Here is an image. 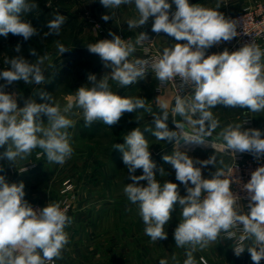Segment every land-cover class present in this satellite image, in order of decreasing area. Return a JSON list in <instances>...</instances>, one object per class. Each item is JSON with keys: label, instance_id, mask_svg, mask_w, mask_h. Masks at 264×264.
<instances>
[{"label": "clouds", "instance_id": "clouds-1", "mask_svg": "<svg viewBox=\"0 0 264 264\" xmlns=\"http://www.w3.org/2000/svg\"><path fill=\"white\" fill-rule=\"evenodd\" d=\"M100 4L112 10L113 15L122 5H134L138 18L126 21L128 30L141 28L153 18L152 32L157 35L163 32L186 43L165 47L161 55L152 59L132 58L138 45L149 43L148 34L139 32L133 41L110 31L112 39L90 43L87 50L98 55L104 67L111 71L100 80L89 74L90 83L67 96L63 107L51 93L41 91L43 103L29 99L18 108L17 94L5 92L4 88L16 81L44 84L43 65L48 56H38L35 49H30L36 56L34 62L23 55L5 57L3 62L10 67L0 71V80L6 82L0 85V148H4L0 160L16 166L18 159H27L39 148L49 163L63 165L74 151L68 130L75 127L76 121L71 116H82L85 127L102 122L110 128L125 113L143 109L153 116L154 128L133 129L124 136L125 142L114 143L113 149L122 153L127 179L132 181L126 184L123 193L137 206L145 235L152 242L166 240L165 226L178 206L180 222L173 236L175 245L185 249L183 264H197L194 253L218 240L233 241L237 257L247 249L254 264H260L264 259V166L257 167L250 180L242 184L249 201L245 211L241 197L231 190L235 179L225 178L224 167L217 166L223 165V160H218L216 155L205 160L193 158L177 145L181 138L186 142L206 143V138L212 137L220 127L212 111L217 105L264 111V51L252 42L235 51L225 49L206 56L212 46L230 42L238 35V22L226 18L219 11V3L215 8L190 4L189 0H100ZM37 8L39 5L34 0H0V36L6 38L11 33L28 41L40 35L29 20L23 19L24 14ZM101 18L107 22L111 16L106 14ZM65 22L66 16L57 12L47 23L48 31L43 36H59ZM56 48L60 55L70 50L60 41H56ZM14 51L21 52L19 44ZM143 51L147 53L149 49L145 47ZM149 72L159 81L158 90L169 82L176 86L174 106L170 107L166 99L158 96L156 103L160 111L153 112L147 99L122 97L112 91L109 80L118 87H128L144 79ZM185 89L189 90L188 94L182 96ZM170 115L177 130H169ZM42 116L47 118L46 123ZM135 120L139 122V118ZM246 122L228 124L219 131L218 138L234 155L248 152L259 160L264 157L262 132L243 129ZM145 132L159 141L174 144L173 152L162 159L174 169L175 178L184 186L186 195L180 194L177 183L157 180V173L161 177L169 173L151 159ZM210 165L216 170L210 172V178H204L202 169ZM138 169H142V175H135ZM3 171L0 166V172ZM141 181H146V186ZM24 189L23 182L10 184L5 175H0V264H55L56 260L63 259L62 253L69 243L65 228L72 223V218L59 202L34 209L24 199ZM171 259L179 264L175 255ZM159 264H168V260L161 259ZM200 264L207 261L201 257Z\"/></svg>", "mask_w": 264, "mask_h": 264}, {"label": "crops", "instance_id": "crops-1", "mask_svg": "<svg viewBox=\"0 0 264 264\" xmlns=\"http://www.w3.org/2000/svg\"><path fill=\"white\" fill-rule=\"evenodd\" d=\"M255 2H260V0H227L223 2V5L226 9L241 10L254 5ZM189 3L199 4L204 7L212 4L207 0H190ZM144 26H148L150 29H140L130 39L134 41L139 32H146L154 39L151 48L160 53L163 52L165 47H170L174 43H180L166 33L161 32L157 35L152 32V24L148 22ZM148 46L150 45L148 44ZM213 47L215 48V45L209 49H214ZM143 49V46L138 45L132 58H145ZM56 52L57 54H55ZM76 52L67 51L60 55L56 49V51H52L51 53L55 54V57L53 56L55 59L63 58L69 54L73 57L71 61H76L80 56H82V60L86 61L91 57V53L86 49L80 50V53L77 54ZM54 68L52 71L47 72L48 74L45 73L46 70L44 71L46 80L44 84L37 85L33 83L29 85L23 81L21 85H12L10 93L18 95L17 91L22 90L24 98L35 100L37 103H43L44 101L40 98L39 92H49L63 107L67 102V96H69L62 93L64 89L65 67L63 65V68L59 71H57L55 66ZM110 71V68H106L103 65L101 71L97 72L98 80ZM89 74L91 73L85 72L83 74L86 82H89ZM77 85H74L75 88L73 87L72 92L74 89H78L79 86ZM110 85L112 91L122 97L139 96L147 99L146 103L152 107L153 112L160 111L156 103V97L158 96L161 99H166L170 107L174 105L175 95L173 91L167 88L159 92L157 89L159 81L152 73H148L144 79L138 80L135 84L128 87H118L113 81ZM70 118L76 121L75 127L68 130L71 136L70 143L74 151L71 159L67 160L63 165L49 163L46 156L41 154L42 150L39 148L33 150L27 159H18L16 166L10 165L7 160H0V166H3L4 169L3 172H0V175H5L7 182L10 184L23 182L26 193L24 199L31 205L39 204L44 207L48 203L61 202L64 198V181L70 179L73 181V185H76L77 200L70 213L72 223L65 228L69 236V243L65 246V250L62 253L63 259L56 260L57 263L159 264L161 259H167L168 264H174L171 258L175 255L179 264H183V261L186 259L185 249L175 245L173 236L177 225L169 221L168 225L165 226L167 239L152 242L151 238L144 233L145 225L142 218L138 215L137 206L128 202L123 194L115 192L116 186L123 183L120 177L113 172L114 168L111 167L109 161L106 157H97L93 152H89L87 148L89 146H81L80 142L83 144L84 141L95 137L92 132H89V127H83L84 121L82 116H71ZM133 118L134 124L136 126L139 124L138 126L142 131L147 124L149 127L154 128L152 124L153 116L146 113L143 109L137 110L136 113H125L120 121L127 123L131 122ZM137 118H139V122L135 120ZM41 119L43 122H47L46 117L42 116ZM251 119L253 121V118ZM167 124L169 129L174 127L171 115ZM244 125L246 126V124ZM252 128L255 129L254 121ZM246 129H248L247 126ZM262 129L264 132V125ZM123 131L127 130H122L119 133H123ZM127 133L125 132L124 136ZM147 136L154 137L151 133L145 132V137ZM154 139L156 138L154 137ZM3 151L4 148H0V152ZM152 156H154V153ZM33 162L37 164L36 168L22 172L21 169L25 164ZM129 208L131 211H126ZM172 217L174 218V216ZM219 242L222 245L221 248L213 245L210 251L205 248L195 252L194 257L197 260V264H200V257L202 256L208 259L209 264L244 263V258L233 255L225 240H219Z\"/></svg>", "mask_w": 264, "mask_h": 264}, {"label": "rangeland", "instance_id": "rangeland-1", "mask_svg": "<svg viewBox=\"0 0 264 264\" xmlns=\"http://www.w3.org/2000/svg\"><path fill=\"white\" fill-rule=\"evenodd\" d=\"M207 1L209 3H212L210 6H208V8H215L216 4L219 3L221 6L219 8V11L222 12L226 18L235 15L236 13L242 10V9L241 10L226 9V7L223 5V2H226L227 0H223V1L207 0ZM34 2L39 5V8H37L31 13L24 14L23 19L29 20L32 23V25L37 28L40 35L33 36L28 41H25L23 37H20L22 38L21 42L16 40L17 39L16 37L18 36H14L11 33H9L6 38L4 36H0V71L6 70V68L10 67V65L7 66L4 64L3 61L5 57L12 58L17 55H23L25 59L29 60L30 62H34L36 56L33 55L29 50L35 49L38 56H44L45 54H47L48 56V59L45 60V63L43 65V67L46 70L45 73L55 69L54 66L56 67L57 71H59L63 68L64 65L65 79L63 81L64 89L62 90V93H64L65 95L67 94L74 95L76 89H74L73 92L72 89L76 84H78L77 86L81 87L90 83V82H86V79H84L85 77L83 76V74L85 72H90L91 74L93 73L94 75L96 73L95 76L97 78L98 76L97 72L101 71V67L103 66V63L101 62L98 55L92 53H91V57H89L87 61L82 60L81 59L82 56H80L76 61L75 60L71 61L73 57L69 54L64 56L63 58L55 59L54 55L57 54V52L55 54L54 53L52 54L51 52L56 51L57 49L56 41H60V43L64 44L66 47L68 46V48L70 49L69 51H75V52L78 51L76 52L77 54L80 53L79 51L82 49L87 50V45L90 43H95L97 42V40H102V39H112V37L109 36L110 31L115 33L116 35H119L122 39L127 40L133 37L136 34V31L140 29L143 28L150 29V27L148 26H142L141 28L138 29L128 30V25L126 21L128 19L138 18V13L134 5H122L120 6L119 9L115 10V15H113L112 10L106 9L100 4V0H34ZM48 5H50V7H48ZM232 7L236 8L235 6ZM173 10H174V6H173ZM57 12L60 15L66 16V22L64 25H62L59 36L52 35L45 38L43 36V33L48 31L46 25L50 20H52L55 17V14ZM106 14L111 16V19H109L107 22H105L101 18L103 15ZM92 20L97 21L100 24V27H96V25L91 22ZM152 22H153V18H150L148 23L152 24ZM17 44H19L21 47L20 53H16L14 51ZM262 62H264V57H262ZM98 79L99 77L97 78V80ZM22 82L23 81H16L13 82L11 85H6L4 91L10 93L12 90V85L18 86L21 85ZM111 82L112 81L109 80V83ZM5 84H6L5 81L0 80V85H5ZM17 92H18L17 105L18 108H22L20 103L28 100V98L23 97L24 92H22V90H18ZM212 111L214 117L220 121V127H218L215 130V132H213L212 137H207L206 139L217 141L218 143L215 142L216 144L223 145L224 142L218 138L219 131H221V129L226 127L228 124H234V123L243 124L244 120L248 117L253 118L255 129H260L262 132V138H264V132L262 129V126L264 125V111L251 112L247 108L239 109V108L225 107L223 105H217L214 109H212ZM133 120L134 118L132 119L131 122L129 121L127 123L125 122L122 123L121 121H119L116 125L111 126L110 128L105 124H103L102 122H94L91 125V127H89L88 129L89 132H92L95 137L84 141L83 144L82 142H80L81 146L83 145H85V147L89 146L87 147L89 149V152L91 153L93 152L95 156L97 157L100 156L104 158L106 157V159L111 164V167L115 169V170L113 169V172L120 177L123 183L122 185L116 186L115 192L117 194L124 195L123 188L126 186L127 183H131L132 181L127 179L128 170L122 162V153L119 150L113 149V145L114 143L123 144L125 142L124 133L125 132L129 133L133 129L139 127L138 126L139 124L136 126L134 124L135 121ZM83 127H84V123H83ZM145 127H149V125L147 124V126L145 125ZM243 129H246L245 125H243ZM122 130H127V131H123V133H119ZM169 130H177V129L175 128L174 125V127L170 128ZM186 130L191 132V129H186ZM146 139L148 140L150 145L149 151L151 153V159L158 165V167L162 165L165 168L166 172L169 173L168 176L165 175L163 177L159 176L157 173V180L161 183H163L165 180H169L173 183H177L180 194L182 196L186 195V190L184 186L175 178L174 169H172L171 165L165 164L162 159L164 155L167 154L170 155L173 152L174 144L166 140L159 141L157 139H154V137L152 136H147ZM186 143L190 144V142H186ZM180 146H181L180 144L177 145L178 148H181ZM215 148L195 147L193 151H189L187 149L181 148L182 150L180 151H186L193 158H197L200 160H205L212 155H216L218 160H223L224 162L223 165L218 164L217 166L225 168L230 162V156L228 154L220 152L218 150L219 148L217 149ZM153 153L154 156H152ZM28 164H36V163L34 162L27 163L25 165ZM215 170H216L215 167L210 165L207 168L202 169V176L204 178H210V172H214ZM135 175H142V169H138ZM71 182L73 183V181ZM140 183L144 184L145 186L147 184L146 181H141ZM73 195L75 197L73 200V205H74V203L77 200V187L75 184H74ZM180 215H181V211L177 206L176 211L172 213V216H174V218L172 217V220L170 221L173 222L174 225H178L180 222ZM213 245L215 247L217 245L218 248L222 247V245L218 240L217 242L212 243L207 247L208 251L211 250L210 248H212Z\"/></svg>", "mask_w": 264, "mask_h": 264}, {"label": "built area", "instance_id": "built-area-1", "mask_svg": "<svg viewBox=\"0 0 264 264\" xmlns=\"http://www.w3.org/2000/svg\"><path fill=\"white\" fill-rule=\"evenodd\" d=\"M229 19L236 20L237 23V32L238 35L233 38L230 42H221L219 45H215V49H208L206 52L207 55H211L213 53H220L223 52L225 49H228L230 52L238 50L241 46L245 44H250L254 42L257 44L262 51H264V1H260L255 3L252 6L246 7L242 9L240 12L236 13L235 15L227 17ZM93 24L96 25V27H100V24L97 21H91ZM149 37V43H145L142 45L144 48H148L149 51L147 53L144 52L145 58L143 59H152L153 57H156L158 55H161L162 53L155 51L151 48V44L153 43L154 39L148 34ZM174 38V37H173ZM180 43H186L183 41H178ZM148 44L150 46H148ZM151 73V72H149ZM177 84H179V81L177 80ZM159 86V85H158ZM170 88L174 95L177 94V88L174 84L171 82L168 83L166 87H160L159 92ZM188 89H185L183 92H181V95H187L188 94ZM174 106V105H173ZM247 121L245 124L248 127V129L252 128L253 126V121L252 119L246 118ZM210 142H213V140L207 139ZM217 142V141H214ZM202 148H212L207 145H203ZM216 149V148H215ZM220 152L228 154L230 156V162L229 164L224 168L226 177L225 178H231L235 180L231 184V190L235 193L238 194L241 197L240 203L241 207L245 206V211L248 209L246 208V205L248 204V199H247V193L242 190V184L247 183L250 178H251V173L256 170L257 167L259 166H264V157H261L259 160H256L254 156L251 153L245 152V153H236L235 155L231 153V150H226L223 144V147L221 149H218ZM36 164H28L22 167V172H26L29 170H33L36 168ZM232 169V172H228V169ZM239 183V184H238ZM73 190H74V185L70 180H66L63 183V195L64 198L61 202L62 209L66 208L67 209V215L70 217V213L73 208V200H74V195H73ZM34 209H39L42 208L41 205L39 204H33L32 205ZM227 244L229 245L232 253L234 256L233 247L235 246L234 242L231 240H225ZM245 246H247V243L245 242ZM247 252V249L243 254H241V258L245 257V254ZM203 257V256H202ZM237 257V256H236ZM201 258V257H200ZM206 261L207 264H209L208 259L206 257H203ZM55 264H58L57 261H55ZM249 264H254V262L249 260ZM260 264H264V259L260 261Z\"/></svg>", "mask_w": 264, "mask_h": 264}, {"label": "water", "instance_id": "water-1", "mask_svg": "<svg viewBox=\"0 0 264 264\" xmlns=\"http://www.w3.org/2000/svg\"><path fill=\"white\" fill-rule=\"evenodd\" d=\"M183 42H186V41H183ZM24 103L25 102L20 103L22 107L24 106ZM179 144L181 145L180 147L182 149H187L189 151H193V149H195V147H196L193 144L186 143L183 138L180 139ZM181 148H178V149L182 150ZM249 243H251V241H249ZM249 260H250V254L247 251L245 254V257H244V263L243 264H249Z\"/></svg>", "mask_w": 264, "mask_h": 264}, {"label": "bare ground", "instance_id": "bare-ground-1", "mask_svg": "<svg viewBox=\"0 0 264 264\" xmlns=\"http://www.w3.org/2000/svg\"><path fill=\"white\" fill-rule=\"evenodd\" d=\"M206 140H207V139H206ZM217 143H218V142H217ZM190 144H193V145L196 146V147H202L203 145H207V146H210V147H212V148L217 147V148H219V149H221V148L223 147V145L216 144L214 141H213V142L206 141V143H204V144H198V143L190 142ZM213 146H214V147H213ZM217 148H216V149H217Z\"/></svg>", "mask_w": 264, "mask_h": 264}, {"label": "trees", "instance_id": "trees-1", "mask_svg": "<svg viewBox=\"0 0 264 264\" xmlns=\"http://www.w3.org/2000/svg\"><path fill=\"white\" fill-rule=\"evenodd\" d=\"M16 38H17L16 40H18L19 42L22 41V38H20V36H18V37H16ZM9 53H10V51H9Z\"/></svg>", "mask_w": 264, "mask_h": 264}]
</instances>
